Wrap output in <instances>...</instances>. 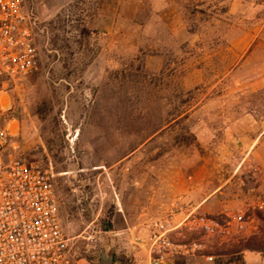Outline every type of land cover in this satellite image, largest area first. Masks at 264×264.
<instances>
[{"label": "rangeland", "instance_id": "rangeland-1", "mask_svg": "<svg viewBox=\"0 0 264 264\" xmlns=\"http://www.w3.org/2000/svg\"><path fill=\"white\" fill-rule=\"evenodd\" d=\"M31 6L47 27L38 69L0 79L10 152L53 173L73 264H148L140 244L177 198L148 216L149 231H124L118 210L127 206L135 225L168 173L214 161L222 142L264 129V0ZM258 198L244 231L209 238L206 252L180 263L264 264V253L254 252L261 262L242 253L264 248V188Z\"/></svg>", "mask_w": 264, "mask_h": 264}, {"label": "built area", "instance_id": "built-area-1", "mask_svg": "<svg viewBox=\"0 0 264 264\" xmlns=\"http://www.w3.org/2000/svg\"><path fill=\"white\" fill-rule=\"evenodd\" d=\"M33 0H0V79L16 81L38 69L41 21ZM12 129L0 95V264H73L72 239L66 232L54 175L11 152ZM258 208L263 209V205ZM184 197L175 199L169 212L153 220L146 241L151 264H175L195 258L205 249V238L230 239L244 231L245 214L219 217L191 209Z\"/></svg>", "mask_w": 264, "mask_h": 264}, {"label": "crops", "instance_id": "crops-1", "mask_svg": "<svg viewBox=\"0 0 264 264\" xmlns=\"http://www.w3.org/2000/svg\"><path fill=\"white\" fill-rule=\"evenodd\" d=\"M245 119L248 120V118H241V120ZM252 119L254 123H257L255 118L252 117ZM261 119L264 120V117ZM239 135L237 140L222 142V156H217L214 161L206 160L193 169L178 168L164 176L158 186L152 190L154 191L151 194L152 204L155 205V208H151L153 212L148 209L149 204L144 206L146 208L141 207L138 223L135 225L130 223L131 210L127 206L118 210V213L123 214L125 219L124 231L133 232L139 228L142 232L145 231L143 225L148 216L164 213L162 208L166 204L169 205L174 198L179 197L185 198L186 210L176 216L177 222L182 221L191 209H198L202 214L219 217L229 212L245 214L251 206L255 208L254 205L260 203L258 192L264 188V142L261 140L264 136V129L261 133H257L254 132V126H252ZM228 152L237 162L232 163L229 158L224 157ZM144 192L149 196V188ZM236 232L235 230L234 235ZM207 239L209 238L204 240L203 252H206L208 248ZM140 245L147 255L148 264H151V256L146 245ZM242 253L247 262H261V256L254 252L246 250ZM181 260L184 259L178 260L175 264H181ZM83 261H78V264Z\"/></svg>", "mask_w": 264, "mask_h": 264}, {"label": "trees", "instance_id": "trees-1", "mask_svg": "<svg viewBox=\"0 0 264 264\" xmlns=\"http://www.w3.org/2000/svg\"><path fill=\"white\" fill-rule=\"evenodd\" d=\"M245 248H246V250H249V251H252V252L264 253V248H261V247L246 246Z\"/></svg>", "mask_w": 264, "mask_h": 264}]
</instances>
